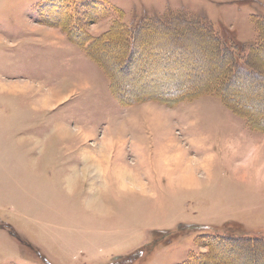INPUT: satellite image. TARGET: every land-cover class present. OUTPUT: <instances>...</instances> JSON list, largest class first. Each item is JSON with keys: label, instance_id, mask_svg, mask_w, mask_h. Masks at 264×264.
Returning a JSON list of instances; mask_svg holds the SVG:
<instances>
[{"label": "rangeland", "instance_id": "1", "mask_svg": "<svg viewBox=\"0 0 264 264\" xmlns=\"http://www.w3.org/2000/svg\"><path fill=\"white\" fill-rule=\"evenodd\" d=\"M104 1L126 13L127 25L184 12L234 30L244 43L256 40L254 16L264 17V0ZM47 2L0 0V264H264L262 245L253 257L250 249L225 254L209 243L216 234L264 238V131L212 94L174 106L121 103L84 48L40 16ZM115 16L110 8L99 22L81 21L83 30L101 34ZM191 30L149 41L142 32L137 52L144 55L123 72L118 66L121 97L166 96L172 91L163 83L175 75L214 74L219 60L208 37L200 33L193 48L181 35ZM239 93L259 99L264 85ZM89 158L95 162L87 167ZM192 172L200 184L181 181Z\"/></svg>", "mask_w": 264, "mask_h": 264}, {"label": "trees", "instance_id": "2", "mask_svg": "<svg viewBox=\"0 0 264 264\" xmlns=\"http://www.w3.org/2000/svg\"><path fill=\"white\" fill-rule=\"evenodd\" d=\"M77 3L79 6H77ZM110 8L118 12V17H114L112 26L108 30L95 36L83 30L81 21L99 22L102 20H99L100 18L106 17ZM81 9H84L85 13L82 19L78 20L77 16ZM37 10L43 18L47 20L51 19L52 22L57 21L56 24L52 23V25L54 24V26L61 28L73 43L84 48L87 56L104 70L111 79V90L121 103L132 105L143 102V100H154L174 106L183 101L197 99L204 94H212L218 96L228 109L243 118L252 129L264 131V108H260L259 112L253 110L261 105L264 107V96H259V99L256 97L246 98L239 93L243 87L255 86L256 81L264 85V17L254 16L253 20L257 33L256 40L254 43H244L239 39L238 34L234 30L225 27H220L217 30L212 25H205L198 16L190 17L184 12L170 13L163 17L149 16L143 18L138 23L127 25L123 20L126 13L104 0H48L47 4L42 5L40 10ZM57 15L61 19L56 18ZM93 17L98 21H94ZM180 27L193 29L181 33V35L184 33L186 38L193 40L192 44L195 45L193 48L201 45L200 42L202 40H199L200 33L203 32L208 37L207 41L212 45L216 59L219 60L220 64H218L216 72L211 75L209 73L210 76L207 80L201 79L198 75L189 79H184V75L177 77L175 75L169 81V86H167L166 82L163 83L168 90L172 91V94L166 96L163 95L164 93L156 90L146 92L143 95H132L129 100L121 97L118 82L121 81L122 76H119L120 81H117L118 66L119 70L123 72V70L136 64V55H139V57L144 55L142 51L137 52L139 35L147 31L148 38H143L144 41H149V37L152 36L155 40L156 36L165 35L167 30ZM168 35L170 34L167 33L165 36ZM114 41L123 42V49H119L116 45H113L115 44ZM110 50L116 57H119V61L110 59L111 55L108 53ZM188 56L190 55L185 54V60H189ZM107 60H109L110 64L106 62ZM175 66L182 67L184 65L178 62ZM155 83L160 86L159 82ZM212 242L213 246L215 244L219 246L218 251L225 254L230 252L235 253L236 250L245 251L246 249H250L249 254L253 255V257L259 251V248L257 250H254V248L256 249L260 245L264 246V238L239 237L233 233L210 235L209 243ZM211 252L212 247L208 254ZM248 255L241 258L249 260L250 255ZM199 260V264H204L205 261ZM221 264L233 263L223 261Z\"/></svg>", "mask_w": 264, "mask_h": 264}, {"label": "crops", "instance_id": "3", "mask_svg": "<svg viewBox=\"0 0 264 264\" xmlns=\"http://www.w3.org/2000/svg\"><path fill=\"white\" fill-rule=\"evenodd\" d=\"M35 25L40 26L41 24H35ZM29 28L31 29V31H35V32H37V33H38V31H39L40 34H42V33H41L42 30H39L40 27H39V28H35L34 26H33V27L30 26ZM40 29H41V28H40ZM94 34L99 35V34H97V32H94ZM52 35H53V34H52ZM50 36H51V35H50ZM53 37H54V36H53ZM63 37H64V40L67 41V40H66V37H65L64 35H63ZM82 55H84V54H82ZM87 58H88V57H87ZM95 74H96V76H99V75H100L99 72H98L97 70H96ZM97 81H98V80H96V82H97ZM97 86H98V83H97ZM62 124H65V123H62ZM90 127H91V128H94L95 125H92V124H90V123L87 124V128H90ZM60 135H62L63 138H65L63 141H67V140H68V138H67V135H68V134L65 135V132H63L62 134H61V132H60ZM85 138H87V136H86ZM69 140H71V141H77L78 139H77V138H75V139H74V138H71V139H69ZM83 155H84V154H81V155H80V157H81L82 160H83ZM99 157H100V156H99ZM99 157L96 156L95 158H97V159L99 160ZM92 160H93V159L89 158V160H88V161L86 160V162H85L84 164H86V166L89 167V166L91 165V161H92ZM93 161L95 162V160H93ZM96 163H97V165H99L98 162H96ZM99 167H100V166H99ZM123 168H124V167H119L118 169L121 170V171H124ZM96 170H97V169H96ZM108 171H109V169H107V170H106V169H103V172H102V173L105 175V179H106L105 181H107V172H108ZM95 172H96V171H95ZM124 172H125V171H124ZM82 173H84V172L81 171V170H75V172H74L75 177H77V176L79 177V175H81ZM85 173L88 174L87 171H85ZM85 173H84V174H85Z\"/></svg>", "mask_w": 264, "mask_h": 264}, {"label": "bare ground", "instance_id": "4", "mask_svg": "<svg viewBox=\"0 0 264 264\" xmlns=\"http://www.w3.org/2000/svg\"><path fill=\"white\" fill-rule=\"evenodd\" d=\"M183 170V169H182ZM122 172H124V171H122ZM259 175V177H263L264 175L262 174V173H260V174H258ZM181 176H183L180 180L181 181H185L186 183L185 184H193V183H198V184H200L201 182L199 181V180H197L196 178V175L192 172V174H190V175H187V174H185V173H183V175H181Z\"/></svg>", "mask_w": 264, "mask_h": 264}]
</instances>
